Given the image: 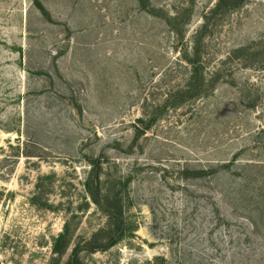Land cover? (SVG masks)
<instances>
[{
  "label": "rangeland",
  "instance_id": "rangeland-1",
  "mask_svg": "<svg viewBox=\"0 0 264 264\" xmlns=\"http://www.w3.org/2000/svg\"><path fill=\"white\" fill-rule=\"evenodd\" d=\"M216 1L0 0V264H264V0Z\"/></svg>",
  "mask_w": 264,
  "mask_h": 264
},
{
  "label": "trees",
  "instance_id": "trees-1",
  "mask_svg": "<svg viewBox=\"0 0 264 264\" xmlns=\"http://www.w3.org/2000/svg\"><path fill=\"white\" fill-rule=\"evenodd\" d=\"M242 3V0H217L214 7L212 9H210V14L212 13H216L218 10H220V8H222L223 6L226 7L227 9H233V8H237L239 6V4ZM206 19V15L204 16V20ZM206 27V24L204 22L203 26H202V29ZM197 44H199L198 40H196L195 44L193 43V45L191 46L190 48V51H193L192 54H191V57L189 59H186L188 61V63L190 64L191 68H190V77L188 79V81L191 83V87L194 85V87L196 88V84H199L201 81H202V77H200L199 75V68H200V65H199V51H198V47H197ZM200 78V79H198ZM199 81V82H198ZM194 88V92H196ZM93 170V169H92ZM91 170V172L88 174V178L90 177V179H92V177L94 178V174H91L93 173V171ZM96 175V174H95ZM88 185H89V182H88ZM90 186H86L85 187V193L87 192L88 195H90L89 197L92 198V200H96L95 198L93 199V197L91 196V194H93V192L90 190ZM94 194H97L98 195V190L96 192H94ZM109 222L107 225L104 226V228H102L101 230H99V232H97L94 236L96 237L97 235H101V232H105L103 229H107L108 232L107 235L109 234V232L111 231L109 229ZM64 235H65V229L64 231L59 234L58 236V240L59 239H62L64 238ZM110 244L112 243H109L108 245L106 244H103L101 246H109ZM97 248V247H96ZM55 252H59L58 249H54Z\"/></svg>",
  "mask_w": 264,
  "mask_h": 264
}]
</instances>
